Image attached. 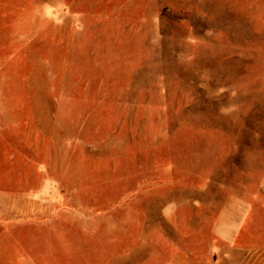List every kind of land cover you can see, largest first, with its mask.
<instances>
[{"label":"rangeland","instance_id":"rangeland-1","mask_svg":"<svg viewBox=\"0 0 264 264\" xmlns=\"http://www.w3.org/2000/svg\"><path fill=\"white\" fill-rule=\"evenodd\" d=\"M225 1L0 0V264H264V31Z\"/></svg>","mask_w":264,"mask_h":264},{"label":"crops","instance_id":"crops-1","mask_svg":"<svg viewBox=\"0 0 264 264\" xmlns=\"http://www.w3.org/2000/svg\"><path fill=\"white\" fill-rule=\"evenodd\" d=\"M224 9L222 11L228 15H235L236 26L231 28L253 29L254 36L264 31V0H226ZM228 21L231 23L230 19Z\"/></svg>","mask_w":264,"mask_h":264}]
</instances>
